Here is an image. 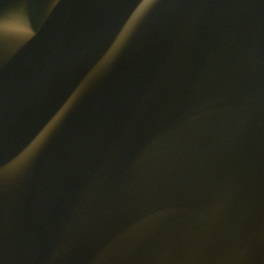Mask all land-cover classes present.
Returning a JSON list of instances; mask_svg holds the SVG:
<instances>
[{
  "label": "water",
  "instance_id": "1",
  "mask_svg": "<svg viewBox=\"0 0 264 264\" xmlns=\"http://www.w3.org/2000/svg\"><path fill=\"white\" fill-rule=\"evenodd\" d=\"M0 264H264V0H0Z\"/></svg>",
  "mask_w": 264,
  "mask_h": 264
}]
</instances>
